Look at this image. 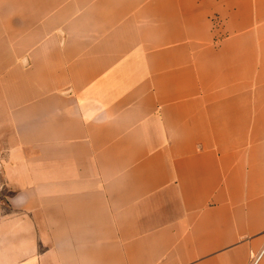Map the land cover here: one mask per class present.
Here are the masks:
<instances>
[{
  "label": "crops",
  "instance_id": "crops-1",
  "mask_svg": "<svg viewBox=\"0 0 264 264\" xmlns=\"http://www.w3.org/2000/svg\"><path fill=\"white\" fill-rule=\"evenodd\" d=\"M0 0V264H264V0Z\"/></svg>",
  "mask_w": 264,
  "mask_h": 264
},
{
  "label": "rangeland",
  "instance_id": "rangeland-1",
  "mask_svg": "<svg viewBox=\"0 0 264 264\" xmlns=\"http://www.w3.org/2000/svg\"><path fill=\"white\" fill-rule=\"evenodd\" d=\"M63 0H39V12L42 15L43 13H46L47 11L53 9V7L59 5ZM24 11L25 13L29 12L30 13V9L31 6L29 4V2H27L26 0L24 1Z\"/></svg>",
  "mask_w": 264,
  "mask_h": 264
}]
</instances>
